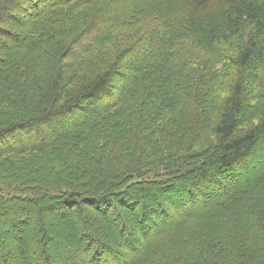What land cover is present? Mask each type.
Segmentation results:
<instances>
[{"label":"trees","instance_id":"obj_1","mask_svg":"<svg viewBox=\"0 0 264 264\" xmlns=\"http://www.w3.org/2000/svg\"><path fill=\"white\" fill-rule=\"evenodd\" d=\"M0 264H264V0H0Z\"/></svg>","mask_w":264,"mask_h":264},{"label":"rangeland","instance_id":"obj_2","mask_svg":"<svg viewBox=\"0 0 264 264\" xmlns=\"http://www.w3.org/2000/svg\"><path fill=\"white\" fill-rule=\"evenodd\" d=\"M189 57H191V56H189ZM103 102H106V100L104 99V101Z\"/></svg>","mask_w":264,"mask_h":264}]
</instances>
